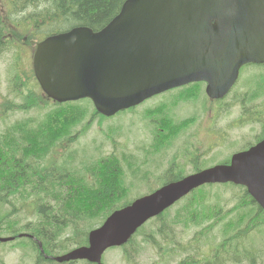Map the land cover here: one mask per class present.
<instances>
[{"label": "water", "instance_id": "1", "mask_svg": "<svg viewBox=\"0 0 264 264\" xmlns=\"http://www.w3.org/2000/svg\"><path fill=\"white\" fill-rule=\"evenodd\" d=\"M247 63L264 64V0H128L100 32L88 28L39 44L34 69L58 102L91 97L111 117L165 91L206 81L223 98ZM234 183L264 208V142L216 166L164 186L114 213L89 236V246L53 258L101 264L147 220L205 184ZM14 240L0 238V243ZM48 258V257H47Z\"/></svg>", "mask_w": 264, "mask_h": 264}, {"label": "trees", "instance_id": "2", "mask_svg": "<svg viewBox=\"0 0 264 264\" xmlns=\"http://www.w3.org/2000/svg\"><path fill=\"white\" fill-rule=\"evenodd\" d=\"M124 1L54 0L55 14L49 22L54 26L85 25L99 30L119 13ZM3 31L0 19V52L6 47ZM20 86H25V83L17 76L14 91L20 92ZM263 94L264 75L257 78L254 88L243 95L242 104ZM192 98H197V91L184 93L181 97L184 100ZM46 104L41 94L30 93L20 105H5L6 111L17 109L22 111L20 113L36 109L39 116L23 118L0 130V235L17 237L20 233L31 234L42 243L47 255H58L86 245L88 232L114 210L130 204L133 181H144V178L137 174V169L131 166L132 160L125 155L103 156L83 172L70 169L65 163L59 164L61 160L49 165L46 161L48 156L57 148L63 151L68 148L65 143L71 142L73 129L86 118L87 111L82 114L80 109L67 105L53 109L41 106ZM157 117L158 123H155L160 138L156 147L161 151L183 130L173 123L171 116L160 112ZM200 168H195V171ZM182 176V169L172 165L160 183L173 182ZM211 188L202 187L188 196L176 211L172 224L200 229V237L195 240L198 250L203 249L205 238L216 229L222 233L224 241L216 248L209 247L208 255L202 254L201 258L192 256L181 264L237 263L232 256L234 242L264 225V212L245 189L238 188L240 202L224 213L222 208L213 206L219 204H210L211 194L207 189ZM236 196L237 193L234 194ZM170 213V210L166 211L158 219L163 221L165 217L169 218ZM26 217L28 221L22 224ZM242 225H246V230H242ZM165 227L163 224L158 228L159 235L165 234ZM67 230L70 231L69 237L62 240ZM17 241V246L29 244L32 247L37 255L35 264H56L40 254L36 241Z\"/></svg>", "mask_w": 264, "mask_h": 264}, {"label": "rangeland", "instance_id": "3", "mask_svg": "<svg viewBox=\"0 0 264 264\" xmlns=\"http://www.w3.org/2000/svg\"><path fill=\"white\" fill-rule=\"evenodd\" d=\"M53 12H55L54 0H12L11 9L5 8V15L9 22L23 23L27 21L35 28H43L44 32L50 31L48 16ZM60 27H67V25ZM38 39H42V37H38ZM24 52L28 58V50L25 49ZM33 52L30 55L29 62H32ZM17 70H20L21 77L24 80H27L31 76V64L29 66L24 65L22 60L19 59L16 50H7L1 53L0 117H2V121L0 123V130L19 119L36 117L38 115L37 111L24 114H5L3 112L1 105L5 101L8 100L18 104L22 102L20 96L12 93L11 87L12 79L16 75ZM246 72L249 81L247 83H238L237 88L232 94L228 95L220 104L215 106L206 103L207 98L203 91L200 96L197 95L195 101L180 104L177 108L173 107L171 106V102L182 92L177 91L155 98V100L152 99L153 101L148 100L145 102V104L148 103L147 105L142 104L135 109L136 111L121 113L114 119L104 121L98 119L93 122L91 129L85 136L77 139L75 143L68 144L72 153L71 162L75 160V165L81 167L82 165L92 163L101 156L111 153L120 155L125 152L133 155L140 175H145L147 181L142 184L136 182L135 186L131 188L130 197L147 194L151 190L150 187L153 190L159 187L160 180L171 165L181 167L184 175L191 174L194 170L192 156L200 158L194 160L198 166L200 164L207 166L215 165V163L219 164V162L228 159L234 151L246 147L248 143H252L262 132V127L257 123L244 125H240L239 123L244 113L240 100L244 93L249 90L252 76L261 73L262 70L251 68L246 70ZM242 77L241 74L240 80H242ZM32 87L38 88L35 82H32ZM20 90L26 93L24 88H20ZM256 104L259 107H253L254 110H262L264 99H259L256 101ZM81 105L91 108L89 103H82ZM219 105H221L222 110L215 119H212L213 110ZM162 106L169 108V113L176 121L185 122L194 118L196 121L161 151H153V153L146 154V151L154 149L155 142L160 138V135L154 140L153 132L155 131V127L153 122L155 121L146 119L145 114ZM2 122H4V126H2ZM88 122L89 119L85 123ZM81 130L82 126H79L75 130L74 136ZM219 136L228 138L223 147L216 146V143H220ZM62 154L63 150L61 148L55 149L54 153L48 158V162L53 159L58 160ZM213 193L210 204L217 203L225 211L231 209L236 204V200L233 197L236 191L216 188ZM219 205L213 206L221 208ZM181 206L182 204L172 210L168 218L169 222H172V218ZM26 221H28V217H26L22 224H25ZM243 227H246V225H243ZM155 230L156 223L152 221L135 238L134 245L128 248L127 256L132 260V264H178L181 260L196 255V249L193 244H195L194 239L197 237V228L184 226L183 224L178 225L175 226L172 234L163 237L158 236ZM263 231L264 225L259 232ZM152 238L162 247L160 251L150 243L153 240ZM212 238L215 246L221 241L220 237L212 235ZM165 241L171 242V246L168 249L164 248ZM234 245H236V255L241 256L244 254L248 256V261L250 260L254 264H264V262L261 263L259 261L264 260V236L262 234L253 231L245 237L236 240ZM205 252L207 250H204L202 253ZM35 256V252L29 248L13 249L11 245L0 247V258L4 264H34ZM104 264L128 263L123 250L113 249L107 251L104 255ZM242 264L250 263L243 261Z\"/></svg>", "mask_w": 264, "mask_h": 264}]
</instances>
